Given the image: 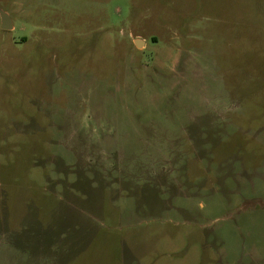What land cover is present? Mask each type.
Returning <instances> with one entry per match:
<instances>
[{
    "label": "rangeland",
    "instance_id": "374dc122",
    "mask_svg": "<svg viewBox=\"0 0 264 264\" xmlns=\"http://www.w3.org/2000/svg\"><path fill=\"white\" fill-rule=\"evenodd\" d=\"M2 13L0 264H264V0Z\"/></svg>",
    "mask_w": 264,
    "mask_h": 264
},
{
    "label": "water",
    "instance_id": "95a60500",
    "mask_svg": "<svg viewBox=\"0 0 264 264\" xmlns=\"http://www.w3.org/2000/svg\"><path fill=\"white\" fill-rule=\"evenodd\" d=\"M0 19H1V28L3 30H10L12 28L11 27V22H10V20H9V18H8V16L6 14L2 13ZM140 43L141 42L138 41V40L134 41V44H135L136 47H139Z\"/></svg>",
    "mask_w": 264,
    "mask_h": 264
}]
</instances>
